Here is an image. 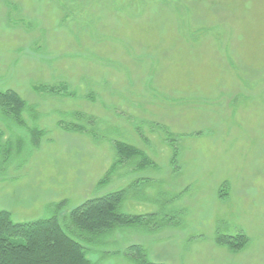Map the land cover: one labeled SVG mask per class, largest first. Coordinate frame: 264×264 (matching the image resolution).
I'll use <instances>...</instances> for the list:
<instances>
[{
  "label": "rangeland",
  "instance_id": "1",
  "mask_svg": "<svg viewBox=\"0 0 264 264\" xmlns=\"http://www.w3.org/2000/svg\"><path fill=\"white\" fill-rule=\"evenodd\" d=\"M6 90L27 102L25 126L0 113L2 145L23 142L0 154V210L15 222L64 201L69 230L74 208L125 190L120 212L165 225L95 243L76 229L93 264H136L134 244L155 263L264 264V0H0ZM115 142L152 164L116 165ZM239 233L240 251L216 243Z\"/></svg>",
  "mask_w": 264,
  "mask_h": 264
},
{
  "label": "trees",
  "instance_id": "2",
  "mask_svg": "<svg viewBox=\"0 0 264 264\" xmlns=\"http://www.w3.org/2000/svg\"><path fill=\"white\" fill-rule=\"evenodd\" d=\"M38 90L61 94L68 89L67 84L59 86L45 84L36 86ZM27 107V102L14 90L0 92V113L15 121L19 126H25L23 112ZM65 129L83 130V126H67ZM30 132L35 137L38 144L42 130L37 127L31 128ZM34 141V142H35ZM22 143V144H21ZM36 144V145H37ZM23 142L16 140L2 145L0 134V153L4 163L8 162L14 153L20 152ZM114 148L116 156L119 158L117 164H122L123 159H142L141 164L149 165L152 161L146 154L137 147L124 143L115 142ZM178 156V151L174 152V159ZM115 165V166H116ZM112 166L102 179L106 182L112 170ZM125 196V190H119L103 197L89 199L74 208L69 220L72 225L69 230L63 226L59 213L66 202L56 204L54 215L49 218L39 219L33 222H15L9 211L0 210V264H93L88 257L87 247L72 236L76 229L88 233L85 238L79 234L80 240H87L89 243L99 242L105 233L122 227L145 226L151 230H159L165 224L157 220L156 214L132 215L118 210ZM170 221V220H168ZM249 242L244 233L232 235H219L216 243L219 246L228 247L233 251L244 249ZM136 264H162L151 262L147 259L143 246L134 244L128 247L125 252Z\"/></svg>",
  "mask_w": 264,
  "mask_h": 264
}]
</instances>
